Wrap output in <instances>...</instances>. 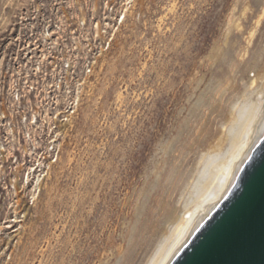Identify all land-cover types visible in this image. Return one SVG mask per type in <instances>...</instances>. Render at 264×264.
I'll use <instances>...</instances> for the list:
<instances>
[{
  "label": "rangeland",
  "instance_id": "rangeland-1",
  "mask_svg": "<svg viewBox=\"0 0 264 264\" xmlns=\"http://www.w3.org/2000/svg\"><path fill=\"white\" fill-rule=\"evenodd\" d=\"M21 1L0 0V61ZM262 72L264 0H136L35 204L23 196L15 220L1 203L0 264H148L199 156Z\"/></svg>",
  "mask_w": 264,
  "mask_h": 264
},
{
  "label": "built area",
  "instance_id": "built-area-1",
  "mask_svg": "<svg viewBox=\"0 0 264 264\" xmlns=\"http://www.w3.org/2000/svg\"><path fill=\"white\" fill-rule=\"evenodd\" d=\"M135 2H20L0 61V205L10 202L15 220L23 196L34 205L58 164L87 84Z\"/></svg>",
  "mask_w": 264,
  "mask_h": 264
},
{
  "label": "bare ground",
  "instance_id": "bare-ground-1",
  "mask_svg": "<svg viewBox=\"0 0 264 264\" xmlns=\"http://www.w3.org/2000/svg\"><path fill=\"white\" fill-rule=\"evenodd\" d=\"M253 77L232 103L229 118L221 126V139L199 156L178 202L181 214L168 226L148 264H174L236 189L246 165L263 144L264 104L258 107L252 97L264 81V72Z\"/></svg>",
  "mask_w": 264,
  "mask_h": 264
},
{
  "label": "water",
  "instance_id": "water-1",
  "mask_svg": "<svg viewBox=\"0 0 264 264\" xmlns=\"http://www.w3.org/2000/svg\"><path fill=\"white\" fill-rule=\"evenodd\" d=\"M174 264H264V142Z\"/></svg>",
  "mask_w": 264,
  "mask_h": 264
}]
</instances>
